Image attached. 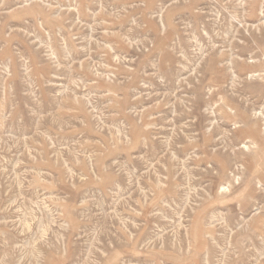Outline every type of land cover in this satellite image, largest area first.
<instances>
[{
    "label": "rangeland",
    "instance_id": "1",
    "mask_svg": "<svg viewBox=\"0 0 264 264\" xmlns=\"http://www.w3.org/2000/svg\"><path fill=\"white\" fill-rule=\"evenodd\" d=\"M0 264H264V0H0Z\"/></svg>",
    "mask_w": 264,
    "mask_h": 264
}]
</instances>
